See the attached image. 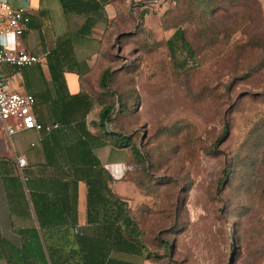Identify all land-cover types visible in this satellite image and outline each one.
<instances>
[{
  "label": "rangeland",
  "instance_id": "obj_1",
  "mask_svg": "<svg viewBox=\"0 0 264 264\" xmlns=\"http://www.w3.org/2000/svg\"><path fill=\"white\" fill-rule=\"evenodd\" d=\"M108 10L97 70L83 78L95 101L87 124L100 134L99 113L112 105L108 129L139 150L99 149L116 162L110 187L151 255L135 261L264 264V0H112ZM177 29L189 48L172 55ZM0 133L30 157L46 145L35 131L10 140L1 121Z\"/></svg>",
  "mask_w": 264,
  "mask_h": 264
},
{
  "label": "crops",
  "instance_id": "obj_2",
  "mask_svg": "<svg viewBox=\"0 0 264 264\" xmlns=\"http://www.w3.org/2000/svg\"><path fill=\"white\" fill-rule=\"evenodd\" d=\"M4 1L13 7L27 9L31 22L22 37L3 36V45L10 51H26L43 58L42 64L21 70L4 66L0 75L7 79L13 91L34 95L38 100L37 105L41 96L53 90L48 57L61 38L70 37L78 62H86L90 69L94 68L98 62L96 48L111 18L108 10L111 3L105 8L107 22L97 25L90 37L79 38L77 32L84 23V17L65 15L59 0L61 7L57 6V10L54 0ZM85 76L80 78L75 73L65 74L71 95L84 91ZM85 92L90 95L88 91ZM48 105L43 104V109ZM42 114V124H54L46 113ZM38 138L46 144L45 148L37 157H30L24 152L7 149L5 136L0 133V264H92L89 262L90 253H98V248L82 246L76 243L75 238L76 234L97 240L104 237L97 225L87 223V186L82 181L78 184L76 212L73 192L68 186L72 180L71 169L60 165L61 152L55 154L58 161L52 159L49 163L45 150L51 152L50 136L40 132ZM58 140L60 144L64 143L62 138L58 137ZM30 147L34 149L37 144L33 141ZM98 151L96 153L105 167L116 163L104 162ZM18 157L26 158L28 166L20 168ZM110 257L125 263L142 264L135 261V258H140L138 256L112 253Z\"/></svg>",
  "mask_w": 264,
  "mask_h": 264
},
{
  "label": "trees",
  "instance_id": "obj_3",
  "mask_svg": "<svg viewBox=\"0 0 264 264\" xmlns=\"http://www.w3.org/2000/svg\"><path fill=\"white\" fill-rule=\"evenodd\" d=\"M59 1L65 15L77 14L84 17V23L77 32L79 38L90 37L97 25L107 22L105 8L111 0ZM167 45L172 55L180 46L189 48L184 31L181 29H177ZM48 68L53 90L47 92L46 96H41L39 104L49 105L44 109H37L38 116L35 113L40 123L42 113H46L54 124L59 125L58 129L50 133L41 132L50 136L49 146L54 154L50 157L51 152L45 150L47 161L49 163L52 159L58 161L55 154L61 152L60 165L71 169L69 172L73 180L72 197L76 212L78 184L81 181L85 182L88 190L87 223L97 225L104 235L97 240L86 238L83 234H76V243L98 248V253L92 251L90 253L89 262L92 264H134L110 257L112 253L143 257L147 251L142 242L143 232L129 214L127 205L112 191L110 183L114 177L106 169L96 152L109 146V141H114L121 148L131 146L133 154H139V150L133 146L129 136L108 129L107 125L112 123L114 111L112 105H105L99 113L98 127L101 133L95 135L88 129L87 118L94 107L93 98L85 91L71 95L65 79L66 73H75L82 78L89 70L86 62H78L76 59L70 37L58 40L56 49L48 57ZM110 74L111 71L106 70L100 80V86L108 93H110ZM120 106L121 113L128 111L126 104L121 103ZM58 137L62 138L64 143L60 144ZM225 179H228V175ZM146 256L147 259L151 257L150 254Z\"/></svg>",
  "mask_w": 264,
  "mask_h": 264
},
{
  "label": "built area",
  "instance_id": "obj_4",
  "mask_svg": "<svg viewBox=\"0 0 264 264\" xmlns=\"http://www.w3.org/2000/svg\"><path fill=\"white\" fill-rule=\"evenodd\" d=\"M30 22L31 17L27 9L16 8L7 1L0 0V72L5 65L21 70L43 63V58L37 55L26 51L7 50L2 43L3 36L22 37ZM35 107L34 95L13 91L7 79H0V121L4 123L5 133L10 140L13 136L27 131L50 133L59 128L58 124L44 126L40 123L35 114ZM17 163L20 168L28 166L24 157H18ZM106 169H109L108 166ZM110 173L114 178L116 177L113 165Z\"/></svg>",
  "mask_w": 264,
  "mask_h": 264
},
{
  "label": "water",
  "instance_id": "obj_5",
  "mask_svg": "<svg viewBox=\"0 0 264 264\" xmlns=\"http://www.w3.org/2000/svg\"><path fill=\"white\" fill-rule=\"evenodd\" d=\"M126 35H129V34H125V33H124V34H121V35L119 36V38L125 37ZM119 50L121 51V48H119ZM112 73H113V72H111V74H112ZM111 74H110V75H111ZM119 100H120V99L118 98V101H119Z\"/></svg>",
  "mask_w": 264,
  "mask_h": 264
}]
</instances>
